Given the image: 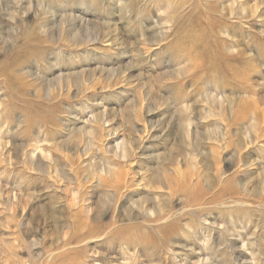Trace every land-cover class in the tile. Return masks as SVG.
<instances>
[{
  "label": "rangeland",
  "instance_id": "rangeland-1",
  "mask_svg": "<svg viewBox=\"0 0 264 264\" xmlns=\"http://www.w3.org/2000/svg\"><path fill=\"white\" fill-rule=\"evenodd\" d=\"M47 263L264 264V0H0V264Z\"/></svg>",
  "mask_w": 264,
  "mask_h": 264
},
{
  "label": "bare ground",
  "instance_id": "bare-ground-1",
  "mask_svg": "<svg viewBox=\"0 0 264 264\" xmlns=\"http://www.w3.org/2000/svg\"><path fill=\"white\" fill-rule=\"evenodd\" d=\"M17 3H19V2H17ZM19 5H22V4H19ZM18 5V6H19ZM21 7V6H20ZM17 8V7H16ZM5 9V8H4ZM21 9H22V7H21ZM24 13V12H23ZM44 14V13H43ZM17 16V15H16ZM14 18V17H13ZM18 18V17H17ZM76 19V18H75ZM76 23V22H75ZM42 25V24H41ZM78 25V24H77ZM49 26V25H48ZM98 28V27H97ZM42 29V28H41ZM34 32V31H33ZM32 33V32H31ZM34 35V34H33ZM25 42V41H24ZM201 61V60H200ZM202 65V64H201ZM199 68V67H198ZM169 80H171V79H169ZM210 95V94H209ZM204 96H206V95H204ZM212 95H211V100H212ZM206 99V98H205ZM214 99V98H213ZM208 100H210V99H208ZM215 100V99H214ZM216 100H217V98H216ZM220 101V100H219ZM219 101H217V103H218V106L219 105H221V104H219ZM205 102H207L206 100H205ZM209 102V101H208ZM221 102V101H220ZM226 102V101H225ZM214 103V102H213ZM204 104V103H203ZM215 104H216V102H215ZM204 106H205V104H204ZM214 106H216V105H214ZM223 107V106H222ZM218 108V107H217ZM219 108H221V107H219ZM214 109H216V108H214ZM207 111V110H206ZM220 111H222L221 109H220ZM208 112V111H207ZM218 114V113H217ZM207 116V115H206ZM205 116V117H206ZM221 116V115H220ZM205 117L203 118V119H205ZM208 117V116H207ZM212 118V117H211ZM220 118V117H219ZM221 120V119H220ZM218 130V129H217ZM220 130V129H219ZM230 130V129H229ZM213 131H215V130H213ZM225 133V132H224ZM145 134V133H144ZM211 134V133H210ZM217 135V134H216ZM151 136V135H150ZM149 136V137H150ZM212 136V135H211ZM210 137V136H209ZM218 138V137H217ZM224 138V137H223ZM210 139V138H209ZM220 140V139H219ZM258 140H260V139H258ZM213 141V140H212ZM219 142H221V141H219ZM218 142V143H219ZM217 144V143H216ZM257 144V143H256ZM225 145H226V143H225ZM214 150V149H213ZM238 150V149H237ZM244 152V151H243ZM215 153V152H214ZM79 154V153H78ZM241 155V154H240ZM240 159V158H239ZM243 163V162H242ZM243 167V166H242ZM240 169V168H239ZM243 169V168H242ZM50 170V169H49ZM51 171V170H50ZM239 173H241V172H239ZM49 174V173H48ZM108 175H110V174H108ZM112 176H114V175H112ZM182 178V177H181ZM167 179H169V178H167ZM224 179H225V177H224ZM227 179V178H226ZM225 179V180H226ZM181 180V179H180ZM219 180H220V178H219ZM229 180V179H228ZM166 181V180H165ZM168 181V180H167ZM231 181V180H230ZM159 183V182H158ZM180 183H181V181H180ZM224 183H226V182H224ZM124 184V183H123ZM128 184V183H127ZM220 184V183H219ZM106 185V184H105ZM126 185V184H125ZM168 185V184H167ZM181 185V184H180ZM235 185V184H234ZM111 186V185H110ZM187 186V185H186ZM223 186V185H222ZM225 186H228V184H226ZM233 186V185H232ZM119 187V186H118ZM161 187V186H160ZM167 187V186H166ZM176 187V186H175ZM125 188H126V186H125ZM162 188V187H161ZM197 188V187H196ZM222 188V187H221ZM227 188V187H226ZM231 188V187H230ZM159 189L160 188H158V191H159ZM220 189V188H219ZM229 189V188H228ZM154 190H155V188H154ZM164 190V189H163ZM221 190V189H220ZM224 190V189H223ZM234 190V189H233ZM124 191H125V189H124ZM186 191V190H185ZM188 191V190H187ZM193 191H195V189L193 190ZM218 191V190H217ZM216 192V191H215ZM220 192V191H219ZM188 193V192H187ZM195 193V192H194ZM197 193V192H196ZM201 193H203L202 192V190H201ZM235 194V193H234ZM238 194V193H237ZM237 194H235V195H237ZM174 195V194H173ZM212 195V194H211ZM223 195V194H222ZM234 195V196H235ZM189 196V195H188ZM196 196V195H195ZM208 196H210V195H208ZM233 196V197H234ZM237 196H241V195H237ZM212 197V196H211ZM209 198V197H208ZM221 198H223V197H221ZM186 199V198H185ZM206 200V199H205ZM214 200V199H213ZM215 200H217V198H215ZM20 201H21V199H20ZM225 202V201H224ZM219 203V202H218ZM222 203V202H221ZM26 204V203H25ZM196 204V203H195ZM195 204H194V207H196L195 206ZM211 204V203H210ZM233 204V203H232ZM212 205H213V203H212ZM226 205V204H225ZM193 207V208H194ZM163 221V220H162ZM162 221H161V223H162ZM159 223V222H158ZM77 224H79V222L77 223ZM75 226H76V223H75ZM78 226H76V228H77ZM86 228H87V226H86ZM77 232H78V230H77ZM75 235V234H74ZM90 235V234H89ZM88 239V237L86 238V240ZM90 240V239H89ZM47 264H50V263H47Z\"/></svg>",
  "mask_w": 264,
  "mask_h": 264
}]
</instances>
